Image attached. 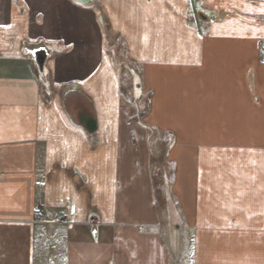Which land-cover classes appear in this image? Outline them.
<instances>
[{"label": "crops", "instance_id": "obj_1", "mask_svg": "<svg viewBox=\"0 0 264 264\" xmlns=\"http://www.w3.org/2000/svg\"><path fill=\"white\" fill-rule=\"evenodd\" d=\"M260 40L264 0H0V264H264Z\"/></svg>", "mask_w": 264, "mask_h": 264}, {"label": "rangeland", "instance_id": "obj_2", "mask_svg": "<svg viewBox=\"0 0 264 264\" xmlns=\"http://www.w3.org/2000/svg\"><path fill=\"white\" fill-rule=\"evenodd\" d=\"M40 33H44L46 32L44 29H41L39 31ZM113 54H112V58L114 59L115 63L117 64V69L119 70L120 73H125L129 76L130 75V80L132 79L131 85L128 82V87H127V92H135V85L139 82V79H136V74H137V66L136 64H132L130 60L127 59V57H125L126 53L123 50L122 46H118L116 47V50H112ZM129 69V72L126 70ZM135 77H134V76ZM127 76V77H128ZM134 83H136L134 85ZM130 88V89H129ZM131 90V91H130ZM169 168H165L162 167L160 169H155V188L157 191V196L159 197V199H166V193L167 190H169V186H170V182L168 181L169 179ZM168 177V178H167ZM166 202V200H165Z\"/></svg>", "mask_w": 264, "mask_h": 264}, {"label": "water", "instance_id": "obj_3", "mask_svg": "<svg viewBox=\"0 0 264 264\" xmlns=\"http://www.w3.org/2000/svg\"><path fill=\"white\" fill-rule=\"evenodd\" d=\"M27 50L31 53L33 60L38 68V71L42 73L44 63L49 54V51L40 44L29 46ZM88 129L90 131L92 130L90 127Z\"/></svg>", "mask_w": 264, "mask_h": 264}, {"label": "built area", "instance_id": "obj_4", "mask_svg": "<svg viewBox=\"0 0 264 264\" xmlns=\"http://www.w3.org/2000/svg\"><path fill=\"white\" fill-rule=\"evenodd\" d=\"M258 46H259L260 55H261L262 59L264 60V40H260ZM33 214H34V220L37 222L38 221H44L46 219L44 209L41 206L34 207ZM56 218L59 220L62 218V215L58 214V215H56Z\"/></svg>", "mask_w": 264, "mask_h": 264}]
</instances>
